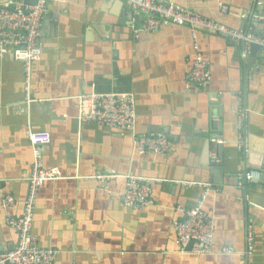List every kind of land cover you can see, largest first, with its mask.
<instances>
[{
    "label": "crops",
    "instance_id": "obj_1",
    "mask_svg": "<svg viewBox=\"0 0 264 264\" xmlns=\"http://www.w3.org/2000/svg\"><path fill=\"white\" fill-rule=\"evenodd\" d=\"M163 1L232 30L264 34V0ZM142 20L122 0H51L28 106L21 63L0 59V204L10 195L8 212L22 213L30 125L49 135L42 163L61 175L40 188L32 226L39 247L58 251L56 264H264V184L236 185L238 175L264 172V50L175 25L146 33ZM193 51L211 70L200 94L186 87ZM92 93L132 94L136 135L162 133L169 151L139 155L131 135L78 122L76 99ZM214 135L220 144L211 142ZM98 175L112 178L99 183ZM128 176L151 181L152 206L124 207ZM184 180L213 188L203 203L214 223L208 255L180 252L175 243L173 221L203 193L177 184ZM5 216L0 205V253L17 240Z\"/></svg>",
    "mask_w": 264,
    "mask_h": 264
},
{
    "label": "built area",
    "instance_id": "obj_2",
    "mask_svg": "<svg viewBox=\"0 0 264 264\" xmlns=\"http://www.w3.org/2000/svg\"><path fill=\"white\" fill-rule=\"evenodd\" d=\"M51 0H36L34 6H24L20 0H7L0 3V59L10 56L20 62L23 73V104L31 103L30 91L32 82V65L41 58L40 44L41 23L47 14V5ZM133 11L142 15L141 31L157 33L161 27L175 25L187 27L194 33L203 30L227 37L228 39L256 45L264 50V34H254L250 31H237L212 20L204 19L190 10L176 5L173 1L163 0H122ZM221 9L224 10L222 7ZM196 50V49H194ZM195 57L187 79V90L193 94L208 91L211 82L210 65L199 51H193ZM78 122L93 124L107 129L118 131L121 135L132 136L133 149L143 155L147 152L163 154L169 151L170 144L162 133L136 135L135 97L132 94H86L77 97ZM213 120H216L213 117ZM238 129L242 131V120L238 119ZM26 138L32 154L31 169L27 177V194L23 203L22 213L14 217L8 211L14 205L10 195H2L1 208L6 212L5 223L16 235L14 248L0 253V264H56L58 251L38 246L37 239L32 233L33 217L40 188L44 183L61 179L57 169H47L43 166L41 151L49 144L50 137L46 133H38L26 126ZM243 132V131H242ZM242 132L238 140V148L244 144ZM213 143H221L218 135L211 138ZM261 173L251 170L238 175L237 188H245L252 181L258 180ZM112 177L98 175L95 179L99 183H106ZM160 182L163 181H154ZM183 188L199 189L203 193L198 204L183 211L182 217L172 223L175 243L180 252L196 256L211 253V244L214 237L213 220L203 211V203L208 193L213 191L210 183L197 181H179ZM126 208L152 206L151 181L148 179L126 177L124 192L121 196ZM252 236L247 237V251L252 250ZM190 245V247H189ZM189 247V249H188ZM223 253H228L223 249Z\"/></svg>",
    "mask_w": 264,
    "mask_h": 264
},
{
    "label": "water",
    "instance_id": "obj_3",
    "mask_svg": "<svg viewBox=\"0 0 264 264\" xmlns=\"http://www.w3.org/2000/svg\"><path fill=\"white\" fill-rule=\"evenodd\" d=\"M24 6H34L36 0H20ZM3 3V2H0ZM250 48V50L253 52L254 50H256L258 48V46L256 45H248ZM242 49L245 48L244 44H241ZM259 183H263L264 184V172H262V174L260 175V178L258 179ZM253 183V181L251 182ZM247 187V186H246ZM190 247V245H189ZM188 247V249H189Z\"/></svg>",
    "mask_w": 264,
    "mask_h": 264
}]
</instances>
